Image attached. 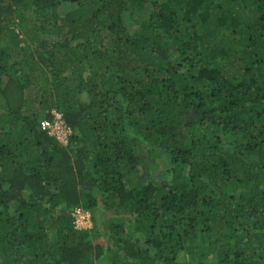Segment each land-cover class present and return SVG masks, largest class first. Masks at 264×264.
<instances>
[{
	"label": "trees",
	"instance_id": "trees-1",
	"mask_svg": "<svg viewBox=\"0 0 264 264\" xmlns=\"http://www.w3.org/2000/svg\"><path fill=\"white\" fill-rule=\"evenodd\" d=\"M181 256L264 264V0H0V264Z\"/></svg>",
	"mask_w": 264,
	"mask_h": 264
},
{
	"label": "rangeland",
	"instance_id": "rangeland-1",
	"mask_svg": "<svg viewBox=\"0 0 264 264\" xmlns=\"http://www.w3.org/2000/svg\"><path fill=\"white\" fill-rule=\"evenodd\" d=\"M137 151H139L140 155H143V156L147 155L145 153L144 147H141L140 144H139ZM158 153L159 154L157 155V158L154 161H152V163L150 162L151 160H146V158H144V162H145L146 166L147 165L149 166L150 164L151 165L154 164V169L149 171V176L151 177V179L154 182L161 183L164 181V179H168L167 170L169 169V163H168L167 157L165 156L164 153H162L160 151ZM140 169H142V168H140ZM86 213H87L86 215L84 214L85 215V225H87L88 229H91L92 228L91 215L88 212H86ZM94 216H95V219L98 221V224L100 225L101 228L102 227L104 228V226H106V224L109 222V220L114 218L109 213L100 215L98 210ZM126 217L127 216H118L116 218V220H119V221L122 219L124 220V219H126ZM82 225H84V224H82ZM104 239L103 238L100 239L98 241V243H102L103 245H105ZM178 262L181 264L183 263V256H181L178 259ZM189 263H191V261H189L188 264ZM96 264H102V263H96Z\"/></svg>",
	"mask_w": 264,
	"mask_h": 264
},
{
	"label": "built area",
	"instance_id": "built-area-1",
	"mask_svg": "<svg viewBox=\"0 0 264 264\" xmlns=\"http://www.w3.org/2000/svg\"><path fill=\"white\" fill-rule=\"evenodd\" d=\"M51 115L53 117L51 120L41 121L40 129L42 131H46L48 135L56 137V139L63 145H67V136L70 133L69 130L64 125L62 115L54 111L51 112ZM84 214L86 215L87 213L82 212L79 209H76L74 211L73 218H74V225L76 230L87 228V225H85ZM82 224H84L85 226Z\"/></svg>",
	"mask_w": 264,
	"mask_h": 264
},
{
	"label": "clouds",
	"instance_id": "clouds-1",
	"mask_svg": "<svg viewBox=\"0 0 264 264\" xmlns=\"http://www.w3.org/2000/svg\"><path fill=\"white\" fill-rule=\"evenodd\" d=\"M54 112H56V111H54ZM86 213V212H85ZM86 229H88V228H86ZM80 230H85V229H80Z\"/></svg>",
	"mask_w": 264,
	"mask_h": 264
}]
</instances>
